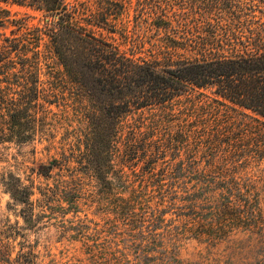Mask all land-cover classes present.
Returning <instances> with one entry per match:
<instances>
[{"label":"trees","instance_id":"obj_1","mask_svg":"<svg viewBox=\"0 0 264 264\" xmlns=\"http://www.w3.org/2000/svg\"><path fill=\"white\" fill-rule=\"evenodd\" d=\"M194 1L249 4L252 20L211 22L205 12L173 9ZM2 3L30 6L43 23L30 29ZM144 3L152 20L130 25L120 0H0V144L53 142L49 104L74 100L73 133L38 171L59 170L64 200L101 202L96 232L121 240L122 264L146 262L149 250L176 260L186 237L216 242L234 230L263 231L264 0ZM48 53L66 90L39 78ZM0 183L24 204L29 224L33 187L11 171ZM8 226L0 264H37L30 244L18 240L14 251L23 234Z\"/></svg>","mask_w":264,"mask_h":264},{"label":"rangeland","instance_id":"obj_2","mask_svg":"<svg viewBox=\"0 0 264 264\" xmlns=\"http://www.w3.org/2000/svg\"><path fill=\"white\" fill-rule=\"evenodd\" d=\"M125 7L126 18L130 25L136 17H143L145 21L152 20L155 14L146 0H120ZM10 9L12 18L17 22H24L28 28L42 24L41 12L27 5L16 3H2ZM252 5L237 3H206L194 1L184 8H173L175 12H183L186 16L198 15L205 12L206 20L215 22H248L253 13ZM172 11V9H171ZM16 22V21H15ZM14 24H7L5 29L14 28ZM149 32L153 31L148 29ZM48 65H43L39 78L45 86L52 85L65 89L68 84L67 76L63 72L58 60L47 54ZM66 90V89H65ZM69 94V91H67ZM70 97V95L68 96ZM68 104L67 109L64 105ZM52 117L55 140L46 139L30 142H3L0 144V173L11 171L20 176L24 184H30L34 193L26 224L22 217L24 204L14 201L0 183V230L13 225L23 235H15L16 242L24 241L30 244L36 253L37 264H122L117 261L121 256L123 244L117 242L107 231L96 232V228L104 225L102 204L91 200L87 195H81L73 201L60 198V189L56 186L60 178L58 169H53L51 176L39 173V165L47 162L53 156L60 157V139L73 133L77 125L74 100H65L60 96L57 103L49 104ZM246 120L255 122L250 117ZM57 172V173H55ZM89 180L85 186L90 188ZM52 190H48V188ZM43 192V193H42ZM260 205L263 211V231L234 230L216 242L186 237L180 240L174 257L170 262L162 260L163 253L157 250L146 252L148 259L142 264H264V187L261 192ZM77 231V232H76ZM79 231L86 234L80 237ZM99 248V249H98ZM94 251V253L92 251ZM170 254V253H168ZM130 257L132 255L130 254Z\"/></svg>","mask_w":264,"mask_h":264}]
</instances>
